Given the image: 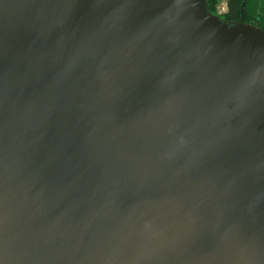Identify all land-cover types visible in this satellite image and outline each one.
<instances>
[{"label": "water", "instance_id": "obj_1", "mask_svg": "<svg viewBox=\"0 0 264 264\" xmlns=\"http://www.w3.org/2000/svg\"><path fill=\"white\" fill-rule=\"evenodd\" d=\"M207 0H0V264H264V31Z\"/></svg>", "mask_w": 264, "mask_h": 264}, {"label": "trees", "instance_id": "obj_2", "mask_svg": "<svg viewBox=\"0 0 264 264\" xmlns=\"http://www.w3.org/2000/svg\"><path fill=\"white\" fill-rule=\"evenodd\" d=\"M221 0H207V12L228 24H244L264 31V0H225L226 11L217 14Z\"/></svg>", "mask_w": 264, "mask_h": 264}, {"label": "rangeland", "instance_id": "obj_3", "mask_svg": "<svg viewBox=\"0 0 264 264\" xmlns=\"http://www.w3.org/2000/svg\"><path fill=\"white\" fill-rule=\"evenodd\" d=\"M225 11H226L225 0H221L220 4L217 7V14L220 15Z\"/></svg>", "mask_w": 264, "mask_h": 264}, {"label": "built area", "instance_id": "obj_4", "mask_svg": "<svg viewBox=\"0 0 264 264\" xmlns=\"http://www.w3.org/2000/svg\"><path fill=\"white\" fill-rule=\"evenodd\" d=\"M224 13V12H223Z\"/></svg>", "mask_w": 264, "mask_h": 264}]
</instances>
